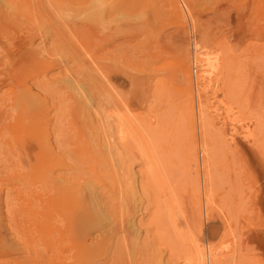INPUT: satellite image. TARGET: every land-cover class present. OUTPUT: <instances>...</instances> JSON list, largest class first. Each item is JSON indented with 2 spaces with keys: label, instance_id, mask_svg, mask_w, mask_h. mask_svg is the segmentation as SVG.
Here are the masks:
<instances>
[{
  "label": "rangeland",
  "instance_id": "374dc122",
  "mask_svg": "<svg viewBox=\"0 0 264 264\" xmlns=\"http://www.w3.org/2000/svg\"><path fill=\"white\" fill-rule=\"evenodd\" d=\"M0 76V264H264V0H0Z\"/></svg>",
  "mask_w": 264,
  "mask_h": 264
},
{
  "label": "bare ground",
  "instance_id": "6f19581e",
  "mask_svg": "<svg viewBox=\"0 0 264 264\" xmlns=\"http://www.w3.org/2000/svg\"><path fill=\"white\" fill-rule=\"evenodd\" d=\"M172 1V0H171ZM173 5H174V7L176 6L175 5V3L173 2L172 3ZM228 69V68H227ZM229 70H230V68H229ZM228 70V71H229ZM1 77V76H0ZM17 77V76H16ZM54 83V82H53ZM56 84V83H55ZM57 89V88H56ZM23 90V89H22ZM24 90H26L25 88H24ZM23 90V91H24ZM60 90V89H59ZM78 90V89H77ZM29 91H30V89H29ZM73 92V91H72ZM24 93L27 95V98L29 97V94H27L28 93V91L27 92H25L24 91ZM67 94V93H66ZM65 94V95H66ZM156 94V91H154V93H153V95H155ZM68 95V94H67ZM31 96V95H30ZM65 97V96H64ZM66 97H68V96H66ZM18 98V97H17ZM30 98V97H29ZM19 99V98H18ZM20 100V99H19ZM34 100V99H33ZM64 100V99H63ZM63 100H62V102H63ZM32 101V100H31ZM65 101V100H64ZM11 102V101H10ZM9 102V103H10ZM66 102V101H65ZM80 103H82V102H80ZM150 103L152 104V106H151V108H152V110H153V108H154V106H155V103H154V99H152L151 101H150ZM15 107V106H14ZM5 108H7V107H5ZM8 109V108H7ZM6 109V110H7ZM11 109H12V107H11ZM19 109V108H18ZM155 109V108H154ZM157 109V108H156ZM5 110V111H6ZM4 111V110H3ZM4 111V112H5ZM19 111V110H18ZM17 111V112H18ZM64 111V110H63ZM8 112L9 111H7L6 113H4V114H8ZM1 113V112H0ZM15 113H16V109H15ZM86 113V112H85ZM154 113V112H153ZM30 114V113H29ZM65 114V113H64ZM64 114H62V115H64ZM10 115V114H9ZM12 115V114H11ZM10 115V116H11ZM18 115V113L16 114V116ZM161 115V114H160ZM6 116H8V115H6ZM9 116V117H10ZM12 116H14V115H12ZM15 116V117H16ZM19 116H20V114L16 117V118H19ZM92 116V115H91ZM9 117L7 118V117H5V119L7 118V119H9ZM28 117V116H27ZM87 117V116H86ZM89 117V116H88ZM1 118V117H0ZM4 118V117H3ZM3 118H1L0 120L1 121H4V124H2V122H1V124L2 125H0V127L2 126H4V125H6V126H4L5 128H7L8 129V131H9V128L7 127V124H5V119H3ZM15 118V120H17ZM6 119V120H7ZM11 119V118H10ZM13 119H14V117H13ZM155 119H157L156 117H155ZM158 120V119H157ZM156 120V121H157ZM204 120H206V119H204ZM10 121V120H9ZM8 120H7V122L6 123H8L9 122ZM203 121V120H202ZM18 123V125H19V119H18V121H15V123ZM158 122V121H157ZM10 123V124H9ZM8 124L9 125H11L12 126V124H11V121L9 122ZM14 123V128L12 129V131L11 132H14V129L16 128V125L17 124H15ZM204 123V122H203ZM33 124V123H32ZM126 124V123H125ZM17 125V126H18ZM27 125V124H26ZM34 125V124H33ZM32 125V126H33ZM116 125V124H115ZM119 125V124H118ZM28 126H29V124H28ZM27 126V127H28ZM100 126V125H99ZM156 126V125H155ZM155 126H154V128H155ZM202 126V125H201ZM23 127V126H22ZM91 127H93V126H91ZM128 127V126H127ZM33 128H35V127H33ZM152 128H153V126H152ZM158 128V127H157ZM160 128V127H159ZM29 129V128H28ZM96 129V128H95ZM130 129V128H129ZM17 130H18V128H16V131L15 132H17ZM35 130V129H34ZM123 129H121V131H122ZM207 130V129H206ZM30 131H32V130H29V136H27L28 138H33L34 136H33V133H30ZM158 131H159V129H158ZM157 131V132H158ZM10 132V131H9ZM10 132V133H11ZM33 132V131H32ZM124 132L126 133V131H122V133H123V135H125L124 134ZM128 132V131H127ZM151 133L152 132H156V129L155 130H153V129H151V131H150ZM94 133V132H93ZM121 133V134H122ZM31 134H32V136H31ZM157 134V133H156ZM123 135H120V136H123ZM153 135V134H152ZM159 136H160V133L158 134ZM129 136V135H128ZM150 136V135H149ZM104 137V136H103ZM161 137V136H160ZM30 138V139H31ZM126 138V137H125ZM121 139H122V137H121ZM127 139V138H126ZM31 140H33V139H31ZM104 140V139H103ZM151 140H152V138H151ZM160 140V139H159ZM225 139H223V141H224ZM153 141H155V140H153ZM122 143V142H121ZM154 143V142H153ZM225 143V142H224ZM159 144V143H158ZM220 144V143H219ZM120 145H122V144H120ZM221 145V144H220ZM51 146V145H50ZM123 146V145H122ZM151 146H152V144H151ZM48 148V147H47ZM54 148V147H53ZM52 148V149H53ZM106 149H108V147H105ZM157 148V147H156ZM33 149V148H32ZM104 149V148H103ZM129 149V148H128ZM153 149V148H152ZM54 150V149H53ZM52 150V151H53ZM105 150V149H104ZM154 150V149H153ZM221 150V149H220ZM49 148L48 149H46V148H44L43 146H42V149L39 151V152H37L36 151V149L34 148L33 150H32V153H33V156H34V158L36 159V161H35V163L34 162H32V167H33V169H36L38 166H40V165H44L45 164V162L51 157L50 155H52V154H55L54 152H52ZM95 151V150H94ZM106 151V150H105ZM107 151H109V150H107ZM113 152V151H112ZM106 153V152H105ZM108 153H110V152H108ZM153 153V152H152ZM157 154V153H156ZM32 155V154H31ZM107 155V154H106ZM154 156H156V155H154ZM109 157V156H108ZM33 159V158H32ZM120 159V158H119ZM156 160H157V157L155 158ZM120 163V162H119ZM66 167H64L63 169H62V171H60V173H61V179L59 180L56 176H52L53 174H52V172H50L49 173V176L46 178V179H44L43 181H42V183H44L43 185H47V183H48V185H49V188H50V190H51V194L49 193V195L47 196V194H48V192H43V196H45L44 197V201H45V203H50V207H53V208H51V209H53V211L54 212H52L54 215H57V210L58 211H62V209L61 208H63L64 207V205H68V208L70 209V207H69V204H67L68 203V189H69V186H68V181L69 180H67V178H68V176H67V171H66ZM192 181V180H191ZM190 181V182H191ZM234 186V185H233ZM236 186V185H235ZM48 187V186H47ZM40 188V187H39ZM45 190H49V189H47L46 187H43ZM42 188V189H43ZM44 190V191H45ZM42 191V190H41ZM39 192V191H38ZM50 192V191H49ZM36 194H38V193H36ZM44 194H46V195H44ZM41 195V194H40ZM40 195H38V196H40ZM42 196V197H43ZM41 197V196H40ZM39 197V198H40ZM38 198V199H39ZM42 200V201H43ZM131 200H133V199H128L127 201H125L123 204H122V207H124L126 210H125V212H126V214H131L130 212H131V209L133 208L132 206H131ZM41 201V199H40V202H42ZM119 203V202H118ZM239 206V205H238ZM49 207V208H50ZM66 208V207H65ZM67 208V209H68ZM120 208V207H119ZM66 209V210H67ZM63 210H65V209H63ZM52 211V210H51ZM70 211V210H69ZM57 212V213H56ZM121 212V211H120ZM134 212V211H133ZM64 213V212H63ZM67 213V212H66ZM52 214V215H53ZM60 214H61V212H60ZM79 214V213H78ZM78 214H74V215H65L66 217H64L65 218V222H66V224H67V226L65 227L66 228V230L67 231H70V232H77V233H82L81 231L83 230V228H84V226L87 224H84L81 220H82V217L81 216H79ZM82 215V214H81ZM59 216H61V215H59ZM63 216V215H62ZM119 216H120V214H119ZM126 216V215H125ZM56 217V216H55ZM54 217V218H55ZM58 217V216H57ZM56 217V218H57ZM128 218V217H127ZM58 219V218H57ZM125 220H127V219H125ZM53 221H54V219H53ZM65 222H64V224H65ZM130 222V223H129ZM129 226H131L132 228L134 227V226H136V224H134V222L132 223L131 221H126V222H124V220H123V218L121 217V218H119L116 222H115V224H114V230L116 231V232H119L120 233V238L123 240V238H124V241H125V239H126V235L127 234H129ZM132 228H130V229H132ZM65 230V229H64ZM66 232V231H65ZM70 234V233H69ZM78 235H80V234H78ZM84 236H88L89 237V235L91 236V233L90 232H84V234H83ZM81 236V235H80ZM76 237H78L77 235H76ZM129 237V236H128ZM78 238H80V237H78ZM90 238V237H89ZM119 239V238H118ZM117 239V240H118ZM116 240V241H117ZM123 241V242H124ZM81 244H83V242H81ZM120 244V243H119ZM84 246H85V244H83ZM4 246V245H3ZM6 246V245H5ZM120 247V246H119ZM5 248V247H4ZM7 248V247H6ZM117 248H118V246H117ZM9 250H10V248H9ZM4 251V250H3ZM6 251V250H5ZM0 252H2V250H0ZM199 258V257H198ZM199 260V259H198ZM208 261V260H207ZM199 263V262H198ZM209 263L210 264H215L216 263V261H215V259L213 260L212 258L209 260ZM217 264V263H216Z\"/></svg>",
  "mask_w": 264,
  "mask_h": 264
}]
</instances>
